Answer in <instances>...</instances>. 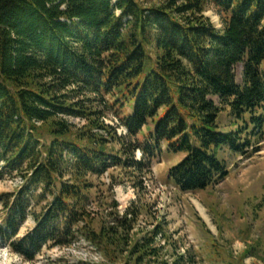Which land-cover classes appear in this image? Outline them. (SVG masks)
<instances>
[{
    "label": "trees",
    "instance_id": "obj_1",
    "mask_svg": "<svg viewBox=\"0 0 264 264\" xmlns=\"http://www.w3.org/2000/svg\"><path fill=\"white\" fill-rule=\"evenodd\" d=\"M227 108L236 129L223 124ZM110 111L124 135L105 122ZM263 127L264 0H0V180L24 181L0 195V239L28 260L82 238L107 261L77 264H117L137 213L94 229L90 176L149 168L166 151L183 155L169 178L202 190L229 173L221 150L249 153ZM28 217L35 227L17 238ZM161 233L134 245L135 264H197L191 251L161 260Z\"/></svg>",
    "mask_w": 264,
    "mask_h": 264
},
{
    "label": "rangeland",
    "instance_id": "obj_2",
    "mask_svg": "<svg viewBox=\"0 0 264 264\" xmlns=\"http://www.w3.org/2000/svg\"><path fill=\"white\" fill-rule=\"evenodd\" d=\"M116 1V0H115ZM162 0H143L146 6ZM205 14L222 27L221 18L213 5ZM238 82H243V65L237 67ZM219 102L218 98H215ZM130 110L126 107L123 113ZM82 125L83 120L69 118ZM224 126H233L235 119L227 108L222 114ZM105 122L119 135L126 129L111 111ZM237 126L234 125V129ZM249 153L236 154L228 148L221 150L229 173L227 177L202 190L182 191L170 178L169 170L183 155L163 151L160 158L148 168H134L125 164L115 165L101 176H90L94 183L91 190V225L99 230L112 223L111 214L137 213L134 228L128 231V242L118 252L117 264H135L134 245L160 227L156 246L161 248V260L172 261L178 254H195L197 264H264V127L263 136L250 135ZM261 138V139H259ZM113 152L119 151V141L109 144ZM257 150V151H256ZM136 152V159H141ZM24 181L18 175L0 180V195L17 192ZM117 204V208H115ZM36 210H40L37 208ZM0 205V226L4 218ZM35 227V220L28 217L20 238ZM125 232V231H124ZM127 232V231H126ZM45 246L35 259L28 260L15 252L0 239V264H77L80 261L106 262L107 258L94 244L78 239L68 247ZM143 264H160L157 259H146Z\"/></svg>",
    "mask_w": 264,
    "mask_h": 264
}]
</instances>
